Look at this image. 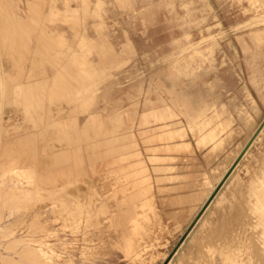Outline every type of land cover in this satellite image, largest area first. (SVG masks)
Segmentation results:
<instances>
[{"label": "rangeland", "instance_id": "rangeland-1", "mask_svg": "<svg viewBox=\"0 0 264 264\" xmlns=\"http://www.w3.org/2000/svg\"><path fill=\"white\" fill-rule=\"evenodd\" d=\"M263 121L264 0H0V264H264Z\"/></svg>", "mask_w": 264, "mask_h": 264}, {"label": "bare ground", "instance_id": "bare-ground-1", "mask_svg": "<svg viewBox=\"0 0 264 264\" xmlns=\"http://www.w3.org/2000/svg\"><path fill=\"white\" fill-rule=\"evenodd\" d=\"M180 105H181V104H180ZM215 135H216L215 133H209V135H208L207 138L213 139ZM163 136H164V135H163ZM163 136H162V137H163ZM177 148H178V147H177ZM180 148H181V147H180ZM178 149H179V148H178ZM183 149H184V148H183ZM76 166H77V165H76ZM82 166H83V165H82ZM91 167H93V166H91ZM82 169H83V168H82ZM96 169H97V168H96ZM97 170H98V169H97ZM113 170H114V169H113ZM263 171H264V170H263ZM108 172H109V171H108ZM84 173H86V172H84ZM95 173H97V172H95ZM95 173H94V174H95ZM103 173H104V172H103ZM109 173H110V172H109ZM101 174H102V173H101ZM121 174H122V173H121ZM97 175H98V174H97ZM108 175H109V174H108ZM114 175H115V174H114ZM117 175H118V174H117ZM122 175H123V174H122ZM122 175H121V176H122ZM85 176H86V175H85ZM111 176H112V174H111ZM121 176H120V177H121ZM124 176H125V175H124ZM25 177H26V176H25ZM109 177H110V176H109ZM115 177H116V175L114 176V178H115ZM125 177H126V176H125ZM100 178H101V177H100ZM105 178H106V177H105ZM213 178H214V177H213ZM24 179H25V178H24ZM77 179H78V177H77ZM108 179H109V178H108ZM115 179H116V178H115ZM124 179H126V178H124ZM109 180H110V179H109ZM129 180H130V179H129ZM121 181H122V180H121ZM92 182H93V180H92ZM118 182H119V180H118ZM122 182H124V181H122ZM130 182H132V181H130ZM107 183H108V182H107ZM126 183H127V182H126ZM101 184H102V182H101ZM101 184H100V185H101ZM104 184H105V182H104ZM110 184H111V183H110ZM117 184H118V183H117ZM117 184H116V185H117ZM120 184H121V183H120ZM148 184H149V183H148ZM93 185H94V183H93ZM100 185H99V186H100ZM107 185H108V184H107ZM124 185H125V182H124ZM97 186H98V185H97ZM112 186H113V185H112ZM117 186H118V185H117ZM121 186H122V185H121ZM126 186H127V185H126ZM122 187H123V186H122ZM122 187H120V188L123 189ZM129 187H130V185H129ZM102 188H103V187H102ZM106 188H107V187H106ZM106 188H105V189H106ZM113 188H117V187H113ZM113 188H111V189H113ZM105 189H104V190H105ZM124 189H125V191H126L127 188L124 186ZM130 189H132V185H131V188H130ZM90 190H91V189H90ZM100 190H101V189H100ZM118 190H119V189H118ZM128 190H129V188H128ZM102 191H103V189H102ZM111 191H112V190H111ZM96 192H97V189H96ZM123 192H124V191H123ZM123 192H121V194H122ZM129 192H130V190H129ZM147 192H149V190H148ZM186 192H187V191H186ZM91 193H92V191H91ZM98 193H99V192H98ZM124 193H125V192H124ZM178 193H179V192H178ZM180 193H181V192H180ZM184 193H185V192H184ZM107 194H108V192H107ZM107 194H106V195H107ZM128 194H129V193H128ZM99 195H100V194H99ZM106 195H105V196H106ZM101 196H102V195H100V197H101ZM110 196H111V195H110ZM116 196H117V195H116ZM137 197H138V196H137ZM139 197H140V196H139ZM245 197H247V196H245ZM249 197H251V194L249 195ZM252 197L254 198V196H252ZM252 197H251V200H252ZM140 198H141V197H140ZM247 198H248V197H247ZM80 199H81V198H80ZM99 199H100V198H99ZM93 200H94V199H93ZM138 200H139V199H138ZM251 200H250V201H251ZM256 200H257V199H256ZM72 201H73V198H72V200H69V202H71V204H72ZM147 201H148V200H147ZM149 201H150V200H149ZM69 202H67V203H69ZM84 202H85V199H84ZM86 202H87V201H86ZM73 203H75V202H73ZM137 203H138V202H137ZM147 203H148V202H147ZM151 203H152V201H151ZM251 203H252V202H251ZM112 204H113V203H112ZM134 204H135V203H134ZM149 204H150V203H149ZM83 205H84V204H83ZM107 205H108V204H107ZM114 205H115V204H114ZM138 205H139V203H138ZM152 205H153V204H152ZM238 205H239V204H238ZM71 206H72V205H71ZM96 206H97V205H96ZM134 206H135V205H134ZM140 206H141V205H140ZM142 206H143V205H142ZM87 207H88V206H87ZM87 207H86V208H87ZM110 207H112V206H110ZM233 207H234V206H233ZM240 207H241V206H240ZM242 207H243V206H242ZM74 208H75V207H74ZM81 208H82V207H81ZM106 208H107V207H106ZM140 208H142V207H140ZM140 208H139V209H140ZM87 209H88V208H87ZM90 209L92 210V208H90ZM102 209H103V208H102ZM102 209L100 210V208H99V211L102 212ZM108 209H109V207H108ZM112 209H113V208H112ZM142 209H143V208H142ZM142 209H140L138 212L143 211ZM144 209H145V205H144ZM146 209H147V205H146ZM152 209H153V208H152ZM171 209H172V208H171ZM175 209H176V208H175ZM244 209H245V208H244ZM78 210H80L79 207H78ZM94 210L96 211V208H95ZM137 210H138V209H137ZM241 210H242V209H241ZM145 211H146V210H145ZM157 211H158V210H157ZM62 212H63V215L66 214V213L64 212V209H63ZM143 212H144V211H143ZM151 212H153V211H151ZM141 213H142V212H141ZM156 213H157V212H156ZM231 213H232V212H231ZM246 213H247V212H246ZM84 214H85V213H84ZM99 214H101V213H99ZM237 214H238V213H237ZM82 215H83V213H82ZM85 215H86V214H85ZM92 215H93V213H92ZM92 215H91V216H92ZM137 215H138V214H137ZM102 216H103V214H102ZM107 216H108V215H107ZM140 216H141V215H140ZM151 216H152V214H151ZM153 216H154V214H153ZM245 216H246V215H245ZM249 216H250V215H249ZM67 217H68V215H67ZM82 217H83V216H82ZM86 217H87V215H86ZM146 217H148V215H147ZM247 217H248V216H247ZM69 218H70V217H69ZM93 218H95V217H93ZM250 218H251V217H250ZM250 218H249V219H250ZM74 219H75V218H74ZM81 219H82V218H81ZM81 219H80V220H81ZM97 219L100 220L101 218H97ZM97 219H96V220H97ZM106 219H107V217H106ZM106 219L104 220V222L106 221ZM146 219H147V218H146ZM76 220L79 221L78 218H77ZM87 220H88V218H87ZM93 220H94V219H93ZM109 220H110V218H109ZM134 220L136 221V219H134ZM134 220H133V222H134ZM140 220H141V219H140ZM143 220H144V218H143ZM250 220H251V219H250ZM255 220H256V219H255ZM81 221H83V220H81ZM137 221H138V220H137ZM141 221H142V220H141ZM141 221H140V222H141ZM99 222H100V221H99ZM106 222H107V221H106ZM131 222H132V221H131ZM133 222H132V223H133ZM143 222H144V221H143ZM78 223H79V222H78ZM82 223H83V222H82ZM85 223H86V222H85ZM101 223H102V220H101ZM109 223H110V222H109ZM109 223H108V224H109ZM132 223H131V224H132ZM251 223H253V221H251ZM255 223H256V222H255ZM255 223H254V224H255ZM131 224H130V226H131ZM137 224H138V223H137ZM137 224H136V225H137ZM140 224H141V223H140ZM143 224H144V223H143ZM143 224H141V225H143ZM145 224H146V223H145ZM145 224H144V225H145ZM91 225H92V224H91ZM97 225H98V223H97ZM103 225H105V224H103ZM109 225H110V224H109ZM132 225H133V224H132ZM134 225H135V224H134ZM141 225H140V227H141ZM73 226H74V225H73ZM87 226H88V225H87ZM106 226H107V225H106ZM110 226H111V225H110ZM140 227H139V228H140ZM145 227H146V225H145ZM87 229H88V228H86V230H87ZM108 229H109V228H108ZM141 229H142V228H141ZM258 229H259V228H258ZM73 230H74V227H73ZM106 230H107V229H106ZM138 230H139V229H138ZM103 231H104V230H103ZM136 231H137V230H136ZM133 232H134V231H133ZM133 232H132V233H133ZM140 232H142V231H140ZM140 232H139V233H140ZM136 233H137V232H135V234H136ZM139 233H138V234H139ZM135 234H132V235H133V236H138V235H135ZM139 236H140V235H139ZM142 236H143V235H142ZM128 237L131 238V236H128ZM128 237H127V238H128ZM140 237H141V236H140ZM144 237H145V236H144ZM133 238H135V237H133ZM139 239H140V238H139ZM133 240H134V239H133ZM137 240H138V239H137ZM127 241L129 242V240H127ZM141 241H142V239H141ZM124 242L127 243V242L125 241V239H124ZM127 245H128V244H126L124 247H126ZM144 245H145V244H144ZM119 246H120V245H119ZM144 247H145V246H144ZM121 248H123V247H121ZM145 248H146V247H145ZM145 248H144V250H145ZM124 251H126V250L124 249ZM137 251H138V250H137ZM127 254H128V253H127ZM129 255H130V254H129ZM133 255H135V254H133ZM233 256H234V255H233ZM240 256H241V255H240ZM137 258H138V257H137ZM137 258H136V260H137ZM228 259H229V258H228ZM223 260H224V259H223ZM229 263H231V261H230ZM225 264H226V263H225ZM243 264H244V263H243Z\"/></svg>", "mask_w": 264, "mask_h": 264}, {"label": "water", "instance_id": "water-1", "mask_svg": "<svg viewBox=\"0 0 264 264\" xmlns=\"http://www.w3.org/2000/svg\"><path fill=\"white\" fill-rule=\"evenodd\" d=\"M264 125V121H263V123H262V126ZM232 169H233V167L230 169V171L227 173V175L225 176V177H228V175L230 174V172L232 171ZM225 180V179H224ZM219 188H220V186H219ZM192 226V225H191ZM190 226V228H189V230L188 231H190L191 230V227Z\"/></svg>", "mask_w": 264, "mask_h": 264}]
</instances>
